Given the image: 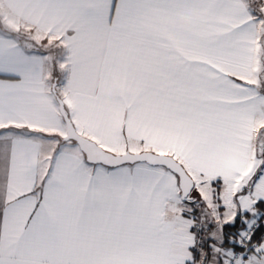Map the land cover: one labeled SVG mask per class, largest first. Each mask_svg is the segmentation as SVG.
Returning a JSON list of instances; mask_svg holds the SVG:
<instances>
[{
    "label": "snow or ice",
    "instance_id": "1",
    "mask_svg": "<svg viewBox=\"0 0 264 264\" xmlns=\"http://www.w3.org/2000/svg\"><path fill=\"white\" fill-rule=\"evenodd\" d=\"M0 264H264V0H0Z\"/></svg>",
    "mask_w": 264,
    "mask_h": 264
}]
</instances>
